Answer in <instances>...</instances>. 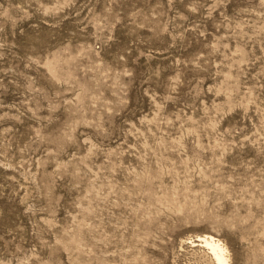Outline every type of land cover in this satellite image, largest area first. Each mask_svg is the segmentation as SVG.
I'll list each match as a JSON object with an SVG mask.
<instances>
[{
    "label": "rangeland",
    "instance_id": "374dc122",
    "mask_svg": "<svg viewBox=\"0 0 264 264\" xmlns=\"http://www.w3.org/2000/svg\"><path fill=\"white\" fill-rule=\"evenodd\" d=\"M204 234L264 264V0H0V264Z\"/></svg>",
    "mask_w": 264,
    "mask_h": 264
},
{
    "label": "bare ground",
    "instance_id": "6f19581e",
    "mask_svg": "<svg viewBox=\"0 0 264 264\" xmlns=\"http://www.w3.org/2000/svg\"><path fill=\"white\" fill-rule=\"evenodd\" d=\"M194 242L198 243L196 246L199 245L206 250L207 254L210 256L211 263L230 264L227 247L219 238L211 234H204L198 235Z\"/></svg>",
    "mask_w": 264,
    "mask_h": 264
}]
</instances>
